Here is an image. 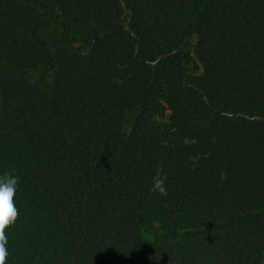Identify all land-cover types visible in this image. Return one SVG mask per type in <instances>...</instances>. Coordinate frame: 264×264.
I'll list each match as a JSON object with an SVG mask.
<instances>
[{"label":"trees","instance_id":"trees-1","mask_svg":"<svg viewBox=\"0 0 264 264\" xmlns=\"http://www.w3.org/2000/svg\"><path fill=\"white\" fill-rule=\"evenodd\" d=\"M5 173V264H264V0H0Z\"/></svg>","mask_w":264,"mask_h":264},{"label":"clouds","instance_id":"clouds-1","mask_svg":"<svg viewBox=\"0 0 264 264\" xmlns=\"http://www.w3.org/2000/svg\"><path fill=\"white\" fill-rule=\"evenodd\" d=\"M166 175L162 170H157L153 176L149 191L159 196H167ZM19 177L5 173L0 176V264H5L8 257V237L5 229L13 225L18 216V210L13 202L16 193Z\"/></svg>","mask_w":264,"mask_h":264},{"label":"rangeland","instance_id":"rangeland-1","mask_svg":"<svg viewBox=\"0 0 264 264\" xmlns=\"http://www.w3.org/2000/svg\"><path fill=\"white\" fill-rule=\"evenodd\" d=\"M53 33L51 31H47L45 33H43V35L45 36V38H49L51 37ZM69 43H70V46L75 48V47H78L81 45L82 43V37L81 35L78 33V32H73L69 37ZM194 43V38H191L189 39L186 44L182 47V51L185 52L189 49L192 48V45ZM186 68L188 69H193L192 65L191 64H186L185 65ZM42 74H44L46 76V78H48V72L47 71H44L42 72ZM36 75H32V78L35 77ZM135 116V112L134 111H131L129 113L126 114V116L124 117V119L122 120V122L118 125L117 127V130L121 133V134H125L129 125L131 124L133 118ZM169 116V111H165V116H164V120L167 119V117Z\"/></svg>","mask_w":264,"mask_h":264}]
</instances>
